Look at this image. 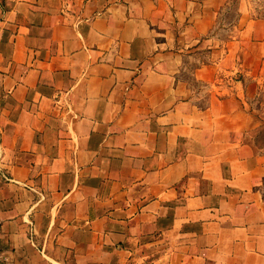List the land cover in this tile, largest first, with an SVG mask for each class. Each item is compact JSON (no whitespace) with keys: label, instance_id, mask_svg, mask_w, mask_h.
Instances as JSON below:
<instances>
[{"label":"crops","instance_id":"crops-1","mask_svg":"<svg viewBox=\"0 0 264 264\" xmlns=\"http://www.w3.org/2000/svg\"><path fill=\"white\" fill-rule=\"evenodd\" d=\"M9 264H264V0H0Z\"/></svg>","mask_w":264,"mask_h":264},{"label":"built area","instance_id":"built-area-1","mask_svg":"<svg viewBox=\"0 0 264 264\" xmlns=\"http://www.w3.org/2000/svg\"><path fill=\"white\" fill-rule=\"evenodd\" d=\"M0 264H9L7 258L0 253Z\"/></svg>","mask_w":264,"mask_h":264}]
</instances>
